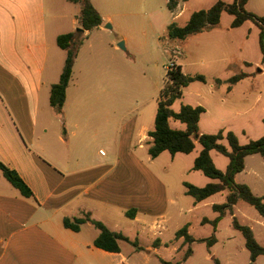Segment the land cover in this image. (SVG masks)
Listing matches in <instances>:
<instances>
[{
  "label": "crops",
  "instance_id": "0c3cea01",
  "mask_svg": "<svg viewBox=\"0 0 264 264\" xmlns=\"http://www.w3.org/2000/svg\"><path fill=\"white\" fill-rule=\"evenodd\" d=\"M74 23L80 27L78 17ZM49 52L44 0H0V161L17 171L33 192L32 197L23 196L0 171V264H134L130 259L135 254H156L159 247L171 243L162 235L178 201L169 196L155 171L153 162L159 156L151 158L148 152L152 141L148 134L154 128L132 110H125L116 121L110 116L81 115L79 96H71L76 86L71 83L73 74L61 111L54 109L50 89L60 78L61 58L49 67ZM241 81L227 89L228 94ZM249 97L246 93L244 100ZM260 98L256 96L250 107ZM232 113L246 112L233 109ZM173 122V128L185 129ZM199 131L217 133L201 127ZM97 140L104 152L93 144ZM247 157L235 180L246 171ZM131 210L134 218L126 216ZM86 215L130 241L137 242L140 235L154 238L148 239L146 248L137 243L142 251L126 241L119 242L118 253L104 251L94 245L99 230L92 223L82 224L78 232L64 226V218ZM130 224H136L133 235L126 232ZM188 232L192 235L189 227ZM175 241L186 246L183 238ZM127 244L134 249L125 254Z\"/></svg>",
  "mask_w": 264,
  "mask_h": 264
},
{
  "label": "rangeland",
  "instance_id": "374dc122",
  "mask_svg": "<svg viewBox=\"0 0 264 264\" xmlns=\"http://www.w3.org/2000/svg\"><path fill=\"white\" fill-rule=\"evenodd\" d=\"M176 1L179 6L175 11H170L166 0H90L105 22L99 29L78 34V29L82 28L74 25V21L80 14V5L68 0H44L50 46L48 66L54 65L59 56L62 73L66 51L58 47L55 38L76 32L77 55L71 82L76 86H73L71 96L75 93L79 96L82 106L80 114H95L103 118L110 116L116 121L125 110H132L152 130L157 100L167 80V68L174 62L186 75L201 74L207 79L206 83L194 81L186 87L182 99L173 105L175 111L180 110L182 105L208 109L207 115L201 118V129L211 132L222 129L232 131L242 145L263 137L264 73L260 70L263 71L264 66L259 28L252 21H247L243 26L232 29L230 25L233 17L222 13L220 22L210 29L188 36L185 40H171L167 36L171 23L183 26L193 12L208 9L220 0ZM221 1L231 3L233 0ZM246 9L256 16L264 17V0H248ZM242 72L248 77L241 81L233 93L228 94L225 81ZM217 79L223 83L217 85ZM246 93L251 94L248 100H244ZM258 95H261L260 100L250 107ZM221 100H224V104ZM233 109L246 113L233 114ZM172 124L184 128L180 122ZM112 126H115V122H112ZM93 144L97 150H106L100 145V140ZM200 150V144L196 143L195 150L190 154H176L173 160L167 151L154 160L155 171L168 188L169 196L178 201V205L170 210L171 218L162 235V240L171 243L168 247H159L156 254L144 251L135 254L130 259L132 263L163 264L160 259L171 264L250 263L244 237L233 228V217L229 213L220 219L215 234L217 243L211 248L198 240L186 246L181 244L182 241L173 242L177 230L186 223L196 239L209 238L213 234V226L202 221H212L218 216L210 203L221 204L226 201L227 192L199 204H195V200L186 194L184 182L197 187L213 182L202 172L191 170ZM211 157L219 170L226 171L229 164L227 157L218 153H213ZM246 165V171L237 176L236 181L252 184L253 189L250 188L256 195L264 194L262 157L250 155ZM234 216L239 223L249 226L258 243L264 245V219L252 206L240 202L235 206ZM125 228L128 235H133L137 229L136 224L126 225ZM151 238L140 235L137 243L146 248ZM188 246L191 254L184 259ZM132 249L127 244L123 252L126 254ZM255 264H264V256L258 257Z\"/></svg>",
  "mask_w": 264,
  "mask_h": 264
},
{
  "label": "trees",
  "instance_id": "16d2710c",
  "mask_svg": "<svg viewBox=\"0 0 264 264\" xmlns=\"http://www.w3.org/2000/svg\"><path fill=\"white\" fill-rule=\"evenodd\" d=\"M71 3L80 5V14L78 21L81 30L78 34L91 31L103 25L101 14L92 5L90 0H68ZM167 7L170 11H175L178 6L176 0H166ZM248 0H233L231 3L217 1L208 9L195 11L191 14L188 22L179 26L171 23L168 26L167 36L171 40H185L188 36L202 33L212 26L220 22L221 14L227 13L233 17L230 27L232 29L239 28L247 21H252L260 30L259 43L262 52V64L264 66V17L256 16L246 9ZM77 33L69 32L61 34L57 37V45L66 51L65 64L57 83L53 84L50 89V105L57 111H61L65 99L66 91L73 74L74 61L77 55L76 43ZM167 80L160 92L157 100V112L155 116L154 129L149 132L152 141L149 144L148 152L151 158H157L163 152L168 151L171 155L177 153L190 154L194 151L196 143H199L201 150L194 160L192 170L202 172L206 177L217 182L209 183L204 187H197L193 184L184 182L186 194L191 196L196 203H200L211 196L227 191L226 201L221 204H214L213 210L218 216L209 221L204 219L203 224H211L213 226V234L209 238L195 239L188 232L189 225L186 224L175 233L176 239L183 238L185 245H190L198 240L205 242L208 248L217 243L216 231L220 219L227 213L232 217V226L239 231L244 237L245 247L250 253V263L255 264L260 256H264V245L256 240L253 230L238 222L234 216V206L243 201L252 206L258 214L264 219V197L255 195L250 187L246 184L238 183L235 180L237 174L241 173L245 168V159L247 156L259 154L264 159V136L251 140L247 144H240L238 137L232 131L219 130L214 134L200 133L199 122L201 115L205 112L202 106L182 105L179 111H175L172 106L183 96V90L194 81L206 83L207 79L204 75H186L182 68L172 62L167 68ZM248 77L244 72L230 77L225 82L228 84V90ZM220 79L216 80V84H222ZM171 121H178L185 125V129H175L171 126ZM216 151L229 159L226 171L219 170L210 153ZM0 171L3 176L25 197H32L31 188L25 183L17 171L11 169L0 161ZM135 211H127L126 216L135 217ZM90 222L99 230L94 245L108 252H120V241L129 242L138 251L144 250L139 247L137 242L130 241L129 238L120 232L111 231L100 221L93 220L86 215L82 218H64V226L75 232L80 230L82 224ZM191 254V248L188 246L184 259ZM163 264H171L165 260H160ZM175 264H180L179 262Z\"/></svg>",
  "mask_w": 264,
  "mask_h": 264
}]
</instances>
